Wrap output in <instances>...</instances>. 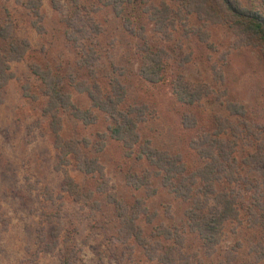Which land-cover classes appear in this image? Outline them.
Returning a JSON list of instances; mask_svg holds the SVG:
<instances>
[{"label":"rangeland","instance_id":"obj_1","mask_svg":"<svg viewBox=\"0 0 264 264\" xmlns=\"http://www.w3.org/2000/svg\"><path fill=\"white\" fill-rule=\"evenodd\" d=\"M27 1L0 0V24L8 19L14 40H26L29 45L21 60L7 62L11 78L0 90V264H62L63 255L69 264H160L145 257L141 246L132 240H121L113 198L129 207L139 199L149 213H156L152 223L146 222V214H139L137 222L146 234L159 224L176 228L183 238L178 251L190 264H264V259L254 255L255 250L261 255L264 230L250 223L245 210L253 188L244 189L248 182L264 180L260 171L264 163L258 164L260 169L242 164L243 158L260 155L264 143V55L258 49L239 46V37L223 25L206 24L203 29L209 36L199 40L191 34L185 36L182 25L176 23L169 37L162 38L142 13L140 1L132 0L123 18L145 28L151 50L161 48L168 53L164 80L149 83L137 73L142 57L144 60L141 40L102 5L103 0H56L58 9L53 8L52 0H41L42 32L30 24V10L23 6ZM159 1L177 6L176 0L155 3ZM75 2L84 8L72 15L77 8ZM260 3L264 0H254V5ZM83 14L101 27L99 33L88 37L100 55L92 60L99 82L104 85L113 75L112 64L122 67L124 75L117 71L115 75L126 87L124 106L142 104L148 109L138 128L141 143L150 140L156 148L180 154L188 170H193L202 161L189 148L190 139L213 131L215 117H228L238 129L235 135L228 129L222 137L237 143L233 155L243 187L226 179L218 185L219 190L238 193V219L224 224L213 249L206 248L196 233L185 228L190 202L176 198L160 177L151 174L149 184L137 190L126 184L128 174L155 170L147 161L125 155L121 144L107 136L111 120L65 78L69 73H75L76 82L87 78L85 68L77 64L76 49L64 36L65 30L83 23ZM187 22L188 27L203 24L194 16ZM79 45L84 47L82 51L87 49L85 39ZM6 48L7 42L0 41L1 52ZM33 63L48 65L62 75L72 103L81 111H90L92 121L86 123L61 110L60 136L79 141L86 159H95L101 167V178L97 173L81 172L70 157L69 164L59 159L49 120L42 114L47 98L29 68ZM181 83L191 93H198L192 105L183 102L177 87ZM228 103L244 105L246 125L239 124L240 117L228 114ZM187 114L196 120L189 129L181 124ZM66 174L79 187V199L64 189ZM101 186L103 193L96 191ZM88 192L93 196L85 201ZM48 197L53 199L48 201Z\"/></svg>","mask_w":264,"mask_h":264},{"label":"trees","instance_id":"obj_2","mask_svg":"<svg viewBox=\"0 0 264 264\" xmlns=\"http://www.w3.org/2000/svg\"><path fill=\"white\" fill-rule=\"evenodd\" d=\"M139 1L143 5L142 13L146 14L154 31L162 38L169 37V32L176 28V23L182 25L185 36L191 34L199 40H205L209 36L203 29L206 24L223 25L239 37L238 40L241 42H238L239 46L258 49L264 55V3L256 6L254 0H247V2L242 0H176L177 6L173 8L164 1H159L158 4L155 3L158 0ZM130 3L132 0L102 1V5L110 8L116 17H120L124 28L131 34H135L143 44L141 51L144 54V60L142 57V62L137 70L140 78L149 83L158 84L165 78L166 63L164 59L168 57V53L161 48L151 50L145 35V28L142 25L134 26L130 19L123 18L126 5ZM75 4L77 8L72 12V15L80 14L84 8L78 6L76 2ZM23 6L30 10L32 27L42 32L43 28L40 25L42 22L41 0H28ZM52 6L54 9L60 7L56 0H52ZM90 10L97 11L99 7H90ZM190 16H194L203 24L197 27H188L187 20ZM81 17L83 23L74 29L65 30L64 36L76 49L77 64L80 68H85L87 78L81 82H76L73 75L75 73H69L65 78L76 90L87 94L93 108L104 112L107 118L111 120L107 127V136L121 144L126 150L125 155L127 157L134 156L136 160H145L155 170H148L140 174H128L126 184L137 190L149 184L150 176L160 177L162 184L176 198L190 202L189 208L185 211V228L196 233L206 248L213 249L219 240L224 224L238 219V193L234 194L233 189L227 191L218 189V185L223 179H226L229 184L236 182L235 184L239 188L243 187L239 183L241 175L238 173L239 166L233 155L237 143L222 137V135L227 134L228 129H230L231 135H235L238 129L228 117L221 119L215 117L216 125L213 131L202 133L190 139L189 148L202 161V165L193 170H188L180 154L156 148L150 140L141 143L138 128L145 120L148 109L142 104L124 106L126 87L115 75V71L124 75L120 69L122 67L112 64L113 75L108 77L106 84L102 85L99 82L93 61L98 59L100 55L88 37L92 33H99L101 27L87 18L85 14ZM12 27V23L8 19L0 24V41L7 42L5 52L0 50V90L11 78V75L7 73L9 68L7 62L21 60L29 48L26 40H14ZM82 39H85L87 43V49L84 51H82L84 47L79 45ZM29 68L42 85L43 94L47 98L46 105L42 108V114L49 120L48 128L53 134V143L59 152V159L64 164H69L72 160L81 172L86 174L97 173L101 178V167L98 166L95 159H86L87 157L80 149L79 141L63 140L60 136L61 119L59 113L61 110L71 112L75 118L86 123L92 121L90 111H81L72 103L71 95L64 88L63 76L53 71L50 66L43 65L42 67L33 63ZM177 87L181 89V98L185 104L192 105L199 98L198 93H191L185 83H181ZM225 106L229 115L240 117L239 124L246 125V108L244 105L228 103ZM181 124L184 128L189 129L195 126L196 120L187 114L182 118ZM84 144L86 145L85 142ZM260 149V155L254 154L245 157L242 159V164L260 169L258 164L264 163V143L261 144ZM260 171L264 175V170ZM64 181V189L79 199L80 189L72 178L66 174ZM243 181L246 183V179ZM244 186V189L248 190L253 188L251 202L245 209L248 220L252 225H257L264 230V180L256 183L248 182ZM96 191L103 193L104 189L101 186L97 187ZM155 192L154 189L152 194ZM92 196L93 193L88 192L84 195V200L88 201ZM52 199V197H48L46 200L51 201ZM112 202L117 213L119 235L123 242L132 240L141 246L145 257L149 260H156L160 264H190L188 258L178 251L183 238L176 228L170 229L159 224L155 225L149 234H146L138 224L137 219L140 213L146 214L147 223H152L156 215L154 212L149 213L141 200L137 199L132 207H129L122 200L113 198ZM260 247L262 249L261 255H259L260 251L257 250L254 251V255L257 259H264V246L260 245ZM62 264H69L67 256L63 255Z\"/></svg>","mask_w":264,"mask_h":264}]
</instances>
